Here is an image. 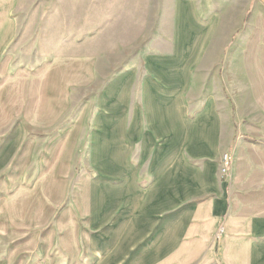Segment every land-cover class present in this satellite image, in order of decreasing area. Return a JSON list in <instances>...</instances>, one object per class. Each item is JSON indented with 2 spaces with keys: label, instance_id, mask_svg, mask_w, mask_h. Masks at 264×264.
Wrapping results in <instances>:
<instances>
[{
  "label": "crops",
  "instance_id": "0c3cea01",
  "mask_svg": "<svg viewBox=\"0 0 264 264\" xmlns=\"http://www.w3.org/2000/svg\"><path fill=\"white\" fill-rule=\"evenodd\" d=\"M205 1L175 0L171 51L145 59L140 104L132 100L133 73L129 71L107 84L101 94L110 87L107 101L103 102L102 96L98 100L91 163L103 172L104 179L124 177L138 187L131 153L140 143L141 162L152 159L149 173L153 181L143 189L158 205L152 211L158 221L152 226L149 220L134 221L150 216L118 210V197L96 194L91 180L87 194L84 191L79 197L84 202L83 213H89L95 230L89 240L92 253L97 255L95 264H159L185 246L190 250V260L199 259L207 242L222 229L220 256L224 264H264V73L261 64H256L258 51L254 47L238 70L251 82H238L232 88L237 92L232 117L225 114L228 105H219L206 84L200 89L207 93L188 100L194 73L205 72L202 65L206 59H222L225 53V49L217 52L213 43L214 29L224 19ZM9 65L10 59L0 52V80ZM229 70L228 66V75ZM25 74L13 77L7 85L3 82L0 127L7 119L14 121V114L2 109V101L14 93L17 97V87L21 97L13 105L19 107L26 97L22 93ZM30 81L33 92L29 102H24L30 108L28 122L35 128L51 127L63 111L66 88L56 83L53 73ZM25 131L19 124L0 137V180L24 153ZM36 146L33 141L30 157ZM225 154L231 156L227 178L220 164ZM10 197L4 201L9 200L10 207L0 206V235L10 237L9 257L13 254L12 259L0 256V264L21 263L40 245L45 254L52 238L38 241L35 235L52 223L58 207L54 194L43 195L39 190L29 194L20 190ZM165 203H172L173 209L164 212L159 205ZM193 242L203 246L192 249Z\"/></svg>",
  "mask_w": 264,
  "mask_h": 264
},
{
  "label": "rangeland",
  "instance_id": "374dc122",
  "mask_svg": "<svg viewBox=\"0 0 264 264\" xmlns=\"http://www.w3.org/2000/svg\"><path fill=\"white\" fill-rule=\"evenodd\" d=\"M205 2L214 5L224 19L214 29L213 43L217 52L225 49V53L222 59L205 60L202 65L205 72L194 73L186 96L191 100L207 93L200 89L206 84L210 88L208 93L217 96L219 105H228L225 114L232 117L236 114L234 104L237 97L232 88H236L238 82H251L238 70L244 56L254 47L258 51L256 64H261L264 73V0ZM174 32L175 0H0V52L4 58L10 59L9 69L0 80V90L4 81L7 85L13 77L26 73V79L23 78L26 85L24 89L19 87L21 91L23 89V96L26 94L20 100V106L13 105L21 97L18 87L15 88L17 97L14 93L2 101L5 104L2 109L14 114L11 115L14 121L8 122L7 119L3 123L0 137L9 134L19 124L24 125L26 131L24 153L0 180V198L4 197L0 206L10 207V201H4L20 190L27 194L33 190H39L43 195L54 194V201H58L52 223L38 229L35 235L38 241L42 237L43 240L52 238V243L47 245L49 248L43 254L39 243L35 251L16 264L96 263L97 255L89 247L95 230L90 225L89 213H83L85 206L79 197L84 191L87 194L91 180L95 182L96 194L118 197V210L140 212L136 215L145 218L150 216V219L134 221L145 223L149 220L151 226L158 221L152 213L158 205L143 189L153 181L149 173L152 159L141 162L140 143L131 153V161L138 172V187L124 177L104 179L103 172L92 165L91 153L97 133L94 114L107 84L127 71L133 73L132 100L140 104L145 59L151 55L169 54ZM83 66L85 73L82 72ZM47 73H53L56 83L66 88L65 105L51 127L35 128L28 122L31 120L30 108L24 106V102H29V94L33 92L30 79H45ZM109 89L102 96L103 102L108 100ZM0 95H3L1 91ZM33 141L37 146L35 154L30 157L29 148ZM228 161L231 163V156L223 155L220 164L225 178ZM55 180L59 182L56 184ZM172 205L165 203L159 207L165 212L173 209ZM223 236V229L212 236L199 259L190 260V250L185 246L159 264H224L220 256ZM6 238L5 234L0 235V256L12 259L13 252L9 257L12 240ZM192 244V249L203 246L201 242Z\"/></svg>",
  "mask_w": 264,
  "mask_h": 264
},
{
  "label": "built area",
  "instance_id": "2783aa9c",
  "mask_svg": "<svg viewBox=\"0 0 264 264\" xmlns=\"http://www.w3.org/2000/svg\"><path fill=\"white\" fill-rule=\"evenodd\" d=\"M227 164H228V166L230 165L229 161H228V163H227Z\"/></svg>",
  "mask_w": 264,
  "mask_h": 264
}]
</instances>
